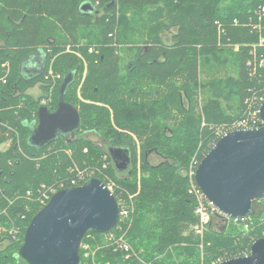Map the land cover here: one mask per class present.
<instances>
[{
    "label": "trees",
    "instance_id": "trees-1",
    "mask_svg": "<svg viewBox=\"0 0 264 264\" xmlns=\"http://www.w3.org/2000/svg\"><path fill=\"white\" fill-rule=\"evenodd\" d=\"M85 1L0 0V264H28L19 250L34 215L56 191L92 178L72 170L102 168L105 161L110 165L103 172L118 186L113 193L120 210L118 195L128 193L135 194V209L127 219L120 215L113 228H122L131 250L105 248L98 263L218 264L249 254L264 237V205L259 213L254 209L263 198L254 201L245 221L216 213L202 237L195 231L192 181L181 171L191 162L196 170L221 136L235 122L254 117L264 101V0H89L99 14L82 11ZM153 6L156 12L148 11ZM171 25L177 32L167 44L161 32ZM68 44L82 57L65 51ZM41 49L45 71L25 79L22 61ZM51 63L60 78L46 85ZM69 74L73 80L64 98L79 110V130L43 147L31 145L44 96L25 91L40 79L46 105L55 111ZM257 118L256 127L262 122ZM87 132L128 148L127 172ZM6 143L10 146L1 149ZM153 155L162 160L154 164ZM93 177L107 184L100 174ZM90 233L104 234L90 230L84 239Z\"/></svg>",
    "mask_w": 264,
    "mask_h": 264
},
{
    "label": "water",
    "instance_id": "water-1",
    "mask_svg": "<svg viewBox=\"0 0 264 264\" xmlns=\"http://www.w3.org/2000/svg\"><path fill=\"white\" fill-rule=\"evenodd\" d=\"M81 10L101 12L89 0ZM30 63L35 76H41L47 65L46 53L41 49L30 55L22 61L21 70ZM72 80L73 74L65 76L54 112L45 104L39 105L29 137L31 145L43 147L60 135L66 137L79 130V110L64 98ZM259 113V127L235 129L222 135L195 171V181L207 199L231 217L248 216L253 213L254 201L264 198V102ZM108 150L116 168L125 171L131 164L130 150L123 146H111ZM119 215L114 193L99 178L60 189L32 218L19 257L28 264H79L80 245L86 233L113 229ZM218 264H264V237L253 242L249 254Z\"/></svg>",
    "mask_w": 264,
    "mask_h": 264
},
{
    "label": "rangeland",
    "instance_id": "rangeland-1",
    "mask_svg": "<svg viewBox=\"0 0 264 264\" xmlns=\"http://www.w3.org/2000/svg\"><path fill=\"white\" fill-rule=\"evenodd\" d=\"M148 11L150 12H156V7H148L147 8ZM104 15V12L100 14V17H96L95 21L100 22V19H102ZM148 18L151 17V15L149 14L147 16ZM86 34H88L89 30L84 31ZM175 32H177V27L175 25H171L168 28H165V30H163L161 32V36L162 39L165 41V43L169 44L170 42H172V37H174ZM3 44L2 41H0V46ZM239 49V46H236V50ZM93 48H90V51H92ZM65 51L67 52H75L78 56L82 57L81 54L78 51H73L72 50V46L70 44H68L66 46ZM127 61V60H126ZM3 66L6 68V73L4 74V76H8L9 72H10V63L9 62H5L3 64ZM86 72V71H85ZM230 74L233 75V71L229 72ZM60 78L59 74L54 73L53 68H52V63L50 64V66L48 67L47 73L44 76V80L46 81L45 84L48 85L52 82V80H58ZM1 81H3L5 83L6 79L5 77L1 78ZM42 82H37L36 85L28 87L27 90L25 92H27L28 94L32 95L35 94V96H44V98H42L41 102L46 104L48 103V97H45L48 92L45 90V88H43L44 84ZM36 88L37 93H32V89L34 90ZM182 92V90H180ZM187 97H185V101L187 104ZM201 95L199 96V99L201 100ZM198 99V100H199ZM87 136V135H86ZM87 137H90L92 140H94L96 143H98L99 145H102L103 148H105L108 152H109V146L110 144L103 142L95 133H91L90 135H88ZM11 143V142H10ZM10 143H6L3 144L1 146V149H6L10 146ZM162 159L159 156H152V162L154 164H157L161 161ZM195 160V159H193ZM192 160V161H193ZM109 162L105 161L104 166H102V168H97L96 166H93L91 168H85V169H81L79 167H76L74 170H72V172H76L77 176L78 175H82V177H93L96 174H100L101 176L104 177L107 185L109 186V188L112 189V191H116L117 189V184L116 182L110 178V176L103 172V170L105 171L108 167H109ZM131 166V165H130ZM129 166V167H130ZM194 171H195V165L193 162H191L190 167L188 170H182L181 173L183 172L184 174L188 175L190 178V182L192 181V178H194ZM123 172H127V169ZM140 177H141V173H140V166L138 167V182H140ZM104 182V181H103ZM51 193L55 192V188H50L49 189ZM127 192V191H125ZM49 196V195H48ZM134 197L135 194H130L128 193V195L124 196L123 194L121 196L118 195V198L120 199V201H122V208L129 211H134L135 209V205L134 208L131 207L132 203H134ZM47 199V196L44 198V203L45 200ZM263 205H264V198L261 199L260 201H256L254 204V209L256 213H259L260 210L263 209ZM128 216H126L127 219ZM216 225L219 228V225H221L223 223L222 218H217L216 219ZM132 222H130V226H131ZM3 229L0 227V231H2ZM11 230V229H10ZM13 235H14V239H19V231L16 230L15 228L12 229V231H10ZM122 244L128 245V250H126ZM105 248H112L114 251H124V252H129L131 250V245L127 242L126 237H125V232H122V228H115L112 230V233H104L101 234L100 236H94L92 233L88 234L87 237L82 241L81 245H80V259H85L86 261H95L97 264L98 263V259H99V255L100 252L102 253V250ZM101 257H103V254L101 255ZM105 258V255H104ZM27 263V262H26ZM103 264H109L108 262H105Z\"/></svg>",
    "mask_w": 264,
    "mask_h": 264
},
{
    "label": "built area",
    "instance_id": "built-area-1",
    "mask_svg": "<svg viewBox=\"0 0 264 264\" xmlns=\"http://www.w3.org/2000/svg\"><path fill=\"white\" fill-rule=\"evenodd\" d=\"M262 13L264 14V6L262 8ZM261 41L264 42V38H262ZM263 63H264V61L261 60L260 65H263ZM253 113H254V117L242 119V120H239V121L235 122L232 125V129H243V128L244 129H250V128H256V125L258 124L257 115L258 114L260 115L259 109L258 110H255ZM194 175H195V171H194ZM193 179L194 178H192L190 192L198 199V204L196 206V214H197V216H199V222L197 223V225L195 227V231H196V233L198 235H200V236L203 237L204 234H205V232L209 228V225H210V222L212 220V217L216 213H218L219 210L206 198L205 194L199 188V186L196 183L195 179L194 180ZM76 182H77L76 180H73L72 181L73 184H76ZM120 215L127 216L128 215V211L125 210V209H123L121 207ZM120 215H119V217H120ZM245 218H246V216L245 217H234L235 221H237V222L238 221H245ZM245 227L248 228V225L246 224ZM122 246L126 250H128V245L122 244Z\"/></svg>",
    "mask_w": 264,
    "mask_h": 264
},
{
    "label": "flooded vegetation",
    "instance_id": "flooded-vegetation-1",
    "mask_svg": "<svg viewBox=\"0 0 264 264\" xmlns=\"http://www.w3.org/2000/svg\"><path fill=\"white\" fill-rule=\"evenodd\" d=\"M22 76H24V78L25 79H34V78H36V76H35V73H34V71L31 69V67L30 66H28V65H26V66H24L23 67V69H22ZM32 77V78H31ZM38 77H40V76H38ZM40 80V79H39ZM38 80V81H39ZM37 81V82H38ZM36 84H34V86H35ZM41 85H43V84H41ZM31 86H33V85H30L29 87H31ZM32 96H34V97H37V96H35V94H32ZM38 97H40V96H38ZM91 133H94V132H87V133H85V135H90ZM96 134V133H95ZM103 142H105V143H108V144H110L109 142H107V141H105V140H103L98 134H96ZM68 136H70V135H68ZM94 141V140H93ZM112 145H110L109 147H111Z\"/></svg>",
    "mask_w": 264,
    "mask_h": 264
},
{
    "label": "crops",
    "instance_id": "crops-1",
    "mask_svg": "<svg viewBox=\"0 0 264 264\" xmlns=\"http://www.w3.org/2000/svg\"><path fill=\"white\" fill-rule=\"evenodd\" d=\"M31 65H32V64L30 63L29 66H31ZM32 93H37L36 88H35L34 90L32 89Z\"/></svg>",
    "mask_w": 264,
    "mask_h": 264
},
{
    "label": "bare ground",
    "instance_id": "bare-ground-1",
    "mask_svg": "<svg viewBox=\"0 0 264 264\" xmlns=\"http://www.w3.org/2000/svg\"><path fill=\"white\" fill-rule=\"evenodd\" d=\"M46 105V104H45ZM48 106V105H47ZM49 107V106H48ZM50 108V107H49ZM52 112H54V111H52ZM74 134V133H73ZM73 134H71V135H73ZM200 188V187H199ZM207 198V197H206ZM197 199V198H196ZM197 204H198V199H197Z\"/></svg>",
    "mask_w": 264,
    "mask_h": 264
}]
</instances>
